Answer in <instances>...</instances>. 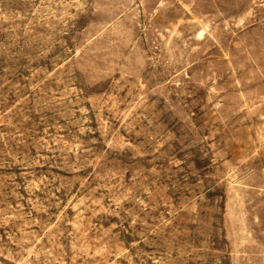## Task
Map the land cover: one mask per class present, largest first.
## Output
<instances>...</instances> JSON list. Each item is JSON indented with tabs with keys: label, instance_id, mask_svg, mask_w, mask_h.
Listing matches in <instances>:
<instances>
[{
	"label": "rangeland",
	"instance_id": "obj_1",
	"mask_svg": "<svg viewBox=\"0 0 264 264\" xmlns=\"http://www.w3.org/2000/svg\"><path fill=\"white\" fill-rule=\"evenodd\" d=\"M0 264H264V0H0Z\"/></svg>",
	"mask_w": 264,
	"mask_h": 264
}]
</instances>
